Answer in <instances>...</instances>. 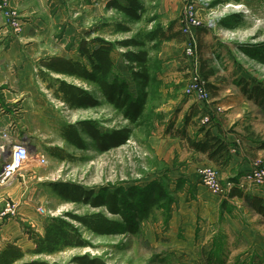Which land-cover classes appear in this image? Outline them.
I'll use <instances>...</instances> for the list:
<instances>
[{
	"label": "rangeland",
	"instance_id": "374dc122",
	"mask_svg": "<svg viewBox=\"0 0 264 264\" xmlns=\"http://www.w3.org/2000/svg\"><path fill=\"white\" fill-rule=\"evenodd\" d=\"M119 1L129 4L128 0ZM138 1L145 9L140 20L130 18L117 9L107 8V5L102 12H95L91 19L83 12L75 14L77 33L65 46L66 49L75 47L77 50L69 58L81 59L78 49L82 39L102 37L114 43V70L127 79L133 92L137 85L126 55L139 48L126 47L125 42L136 39L139 31L150 30L156 22L165 20L158 1ZM180 1L182 24L184 4L183 0ZM196 2L195 14L200 25L205 24L214 33H220L230 45L227 52L214 50L209 53L208 67L215 69L217 77L225 80L236 75L241 76L236 80L244 78L251 84H264V4L260 0ZM8 4L14 10L18 23V27L13 29L19 31L22 26L19 9L11 4V0ZM209 16L213 18V24L207 22ZM154 17L157 21H151ZM4 21L8 24L5 18ZM119 24L126 30H120ZM198 27H192V32ZM194 38L195 51L187 53L186 44L183 56L190 62L198 63V40L195 35ZM161 46L162 43L155 47L149 44L154 79L148 88L146 112L137 123L108 101L96 83L50 72L43 67L34 72L33 89L41 100L31 108L29 127L35 144L38 139L39 150L32 152L26 167L11 183L0 186H8L13 192L1 199L0 214L9 206L15 210L14 215L0 222V227L13 220L17 228L33 240L36 234L42 235L36 231L38 223L42 222L41 227L45 228L44 236L49 220L62 218L78 227L88 246L66 248L51 255H27L15 264L30 263L36 259L59 264H82L81 261L86 258H100L108 264H264V217L253 211L244 200L240 202L238 197L213 193L199 176V170L212 165L202 163L204 159L196 156L185 142L166 133L170 129L171 119L168 116L173 118L175 115L178 120L181 114L176 106L188 100L185 88L196 68L190 67L189 72L183 71L181 77L173 81L169 80L170 77L161 78ZM244 49H250L252 54ZM201 75L208 84L204 74ZM62 79L88 92L87 106L72 108L62 100L63 93H58ZM216 110L224 111L218 105ZM202 117L199 118L200 126H203ZM82 123H86L87 127L94 125L102 133L127 129L130 137L121 145L109 147L106 142L104 144L80 130L85 143V147L80 148L67 141L64 129L68 125ZM256 136L264 140V135ZM37 154L43 155L46 162L41 163ZM255 161L264 163V151L256 154ZM213 167L219 170L220 178L227 186L233 177L223 175V167ZM31 176L32 182L28 181ZM153 180H160L166 185L169 198L163 206L151 209L137 233L127 230L119 214H112L105 206L94 207L89 199L86 200L89 197L87 194L107 188L113 191L121 186H144ZM66 184H71L79 193L81 190L82 199L72 201L64 198L56 186L63 188ZM249 185L252 187L250 191H264L263 186ZM26 187L34 189V192L30 196L20 195V190ZM97 212H103L117 224L107 233H95L75 218ZM39 231L42 232V229ZM16 240L12 238L8 243L17 244ZM21 248L27 251L35 246L24 244ZM79 258L84 259L80 261Z\"/></svg>",
	"mask_w": 264,
	"mask_h": 264
},
{
	"label": "crops",
	"instance_id": "0c3cea01",
	"mask_svg": "<svg viewBox=\"0 0 264 264\" xmlns=\"http://www.w3.org/2000/svg\"><path fill=\"white\" fill-rule=\"evenodd\" d=\"M156 1L165 17L161 24L167 34L171 35L170 39L162 42L159 53L163 60V73L160 77L166 79L170 77L169 80L173 81L181 77L183 71L189 72L190 67L195 66L196 70L206 77L211 96L208 103H203L186 95L188 98L186 103L179 102L176 106L181 114L178 120L175 115L173 118L168 116L171 119L170 129L166 133L171 138L185 142L196 156L204 159L202 163L212 166L217 164L208 158L207 153L194 150L182 132L196 140L206 139L205 131L225 138L230 143L232 158L223 167L222 173L241 180L244 174L250 171L256 154L264 151V140L256 138V134L264 135V110L243 93L238 83L242 78L236 80L241 76L233 75L232 78L225 80L217 77L215 69L208 67L207 55L214 50L218 53L227 52L229 42L205 24L193 29V35L198 40L196 53L198 63L190 62V59L183 56L187 37L182 33L180 22L181 1ZM107 3L108 0H11V4L19 9L22 26L16 31L6 24L0 15V133L10 132L14 140L28 141L32 152L35 149L39 150L38 139L35 144L29 127L31 108L34 103L41 100V96L33 89L34 72L38 67L42 68L40 63L50 57L69 58L73 52L76 53L75 47L67 48L68 50L65 48L69 39L75 37L77 33L75 14L83 12L91 19L95 12H102ZM260 3L264 4L263 0H260ZM210 70L212 73L208 72ZM230 70L229 67L228 71ZM217 105L224 111L218 112ZM207 114L212 116L211 124L200 126L199 118ZM201 128L205 130L201 131ZM28 181L32 182V176ZM24 183L27 185V182ZM251 188L246 184L243 190L264 198L263 190L250 191ZM32 192L34 189L26 187L20 190V195L30 196ZM10 193H13L10 187H0V201ZM239 201L243 202V199L239 198ZM41 225L42 222L37 224L36 231L43 235L45 228ZM17 227L13 220L0 227V252L12 238H16V243L21 247L24 244L35 246L28 234ZM39 229H42V232Z\"/></svg>",
	"mask_w": 264,
	"mask_h": 264
},
{
	"label": "trees",
	"instance_id": "16d2710c",
	"mask_svg": "<svg viewBox=\"0 0 264 264\" xmlns=\"http://www.w3.org/2000/svg\"><path fill=\"white\" fill-rule=\"evenodd\" d=\"M129 4H123L119 0H111L107 8H114L126 16L140 20L145 10L143 4L138 0H128ZM157 21V18L151 19ZM120 30H126L119 24ZM182 33H185L182 30ZM186 36V35H185ZM187 37V36H186ZM161 22H156L150 30L139 31L136 39L125 42L126 47L136 46L138 51L126 55L129 62V70L136 81V91L131 90L126 78L115 72V63L112 54L115 44L102 37H95L91 40L82 39L79 43L81 59H72L61 56H53L41 62L42 67L57 74L74 76L89 82L96 83L102 95L115 106L122 110L123 114L132 122H139L143 118L149 100V86L154 77L153 62L151 59V47L170 39ZM188 39L186 38V41ZM93 45V46H91ZM255 47V46H252ZM252 54L250 49H244ZM212 73V70L208 71ZM243 93L264 110V84L256 82L251 84L242 78L238 81ZM208 88V87H207ZM62 92V100L72 108L87 106L89 99L88 92L79 86L60 80L58 93ZM57 93V94H58ZM80 130L92 135L93 138L105 142L109 147L121 145L130 137L129 130H117L102 133L94 126L68 125L64 129V135L68 142L80 148L85 147ZM204 131V128L200 129ZM190 146L196 151L208 154V158L220 167L226 166L232 158L230 143L225 138L215 136L210 131H205L206 139L196 140L187 136ZM238 177H233L229 182L237 183ZM57 185L56 189L60 194L72 201L82 199L80 193L72 188L71 184ZM86 195L87 193L84 192ZM86 200L94 207L105 206L112 214H119L126 224L128 231L137 233L141 222L146 219L152 208L163 206L169 198L166 185L160 180H153L144 186L117 187L115 190L104 189L98 193L87 194ZM229 198H242L246 204L256 213L264 217V198L251 192H246L236 185L228 192ZM226 202V201H224ZM91 231L95 233H107L117 223L109 219L103 212L92 213L86 217H75ZM35 243L34 249L24 251L15 243H8L0 252V264H15L22 261L27 255H51L66 248L86 247L88 242L82 238L78 227L62 218H51L46 227V234L32 237ZM79 258L78 260H83ZM82 264H108L100 258H93L81 261ZM25 264H59L50 263L45 260L36 259Z\"/></svg>",
	"mask_w": 264,
	"mask_h": 264
},
{
	"label": "built area",
	"instance_id": "2783aa9c",
	"mask_svg": "<svg viewBox=\"0 0 264 264\" xmlns=\"http://www.w3.org/2000/svg\"><path fill=\"white\" fill-rule=\"evenodd\" d=\"M184 10L182 14V30L187 36V53L195 51V38L192 32V27L201 26L197 20L195 8L198 3L196 0H183ZM0 15L3 16L6 22L14 27H18L15 20V12L9 7L8 0H0ZM185 94L195 98L197 101L208 103L210 92L207 88V83L199 70L191 73L189 82L185 88ZM211 114L204 115L201 118L203 126L211 124ZM32 156L31 146L26 140H14L10 132L0 133V186L11 183L18 174L26 167ZM39 161L45 163L46 159L43 155H38ZM199 176L203 182L213 193L226 195L233 186L244 188L246 184H255L264 187V163L255 161L252 163L250 171L244 174L241 180L237 183L229 182L225 186L220 178V172L213 166H206L199 170ZM43 211V210H42ZM15 214L13 207L7 208L0 214V222L5 218Z\"/></svg>",
	"mask_w": 264,
	"mask_h": 264
},
{
	"label": "clouds",
	"instance_id": "9594fccd",
	"mask_svg": "<svg viewBox=\"0 0 264 264\" xmlns=\"http://www.w3.org/2000/svg\"><path fill=\"white\" fill-rule=\"evenodd\" d=\"M209 24H213L214 23V20L211 16H209L208 18V21H207Z\"/></svg>",
	"mask_w": 264,
	"mask_h": 264
}]
</instances>
